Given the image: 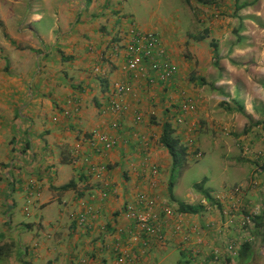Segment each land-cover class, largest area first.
<instances>
[{
  "label": "crops",
  "instance_id": "0c3cea01",
  "mask_svg": "<svg viewBox=\"0 0 264 264\" xmlns=\"http://www.w3.org/2000/svg\"><path fill=\"white\" fill-rule=\"evenodd\" d=\"M146 1L6 0L7 9L0 8V238L12 232L9 210L17 195L30 217L15 228L23 231L15 242L26 264H117L120 251L147 264L167 247L200 264L214 250L215 263L239 264L226 245L238 250L244 241L251 249L243 264H264V135L250 130L241 155L224 158L238 170L233 179L248 167L249 174L232 183L239 192L225 185L209 190L217 212L210 206L204 216L176 212L170 196L188 203L192 194L182 199L174 192L176 178L169 189L171 158L159 143L164 122L188 144V157L192 149L203 155L200 134L207 126L215 146L221 129L237 131L242 119L263 129L264 31L257 13L238 8L240 0H197L211 3L201 33L187 21L196 14L194 0H182L186 16L157 12L162 0H156L151 18L139 20ZM134 30L159 36L177 67L170 82L126 69L125 44ZM117 83L124 94H116ZM116 99L124 111L111 110ZM183 100L194 110L180 113ZM94 132L114 137L116 145L93 149ZM140 195L154 201L164 234L146 254L142 241L154 239H143L124 213ZM256 220L263 225L254 227Z\"/></svg>",
  "mask_w": 264,
  "mask_h": 264
},
{
  "label": "rangeland",
  "instance_id": "374dc122",
  "mask_svg": "<svg viewBox=\"0 0 264 264\" xmlns=\"http://www.w3.org/2000/svg\"><path fill=\"white\" fill-rule=\"evenodd\" d=\"M5 1L6 0H0V8L2 10L7 9V5ZM139 1L141 2L142 0ZM155 1L156 0H147L146 5H141L138 7L140 8L138 15L139 20H143L142 16L145 17V20L151 18V14H153L152 10H155V7L153 6V3ZM250 2H252V0H240L239 5H242L243 3H249V4L239 8H243L244 10H253V12L256 11L257 13L256 18L258 20L257 23L259 26L261 25L262 27V28L260 27V30L264 31V0H257L254 1L253 3ZM210 5L211 3L209 2L205 3L197 0L196 1L194 0L193 2L194 12H196V14L195 16H192V18L187 17V21L191 19L193 22H195L194 28H197L196 31L198 32L200 31L202 33L203 30L206 29L205 28L206 26L204 25L203 22V20H205L203 19V14L208 10L207 6ZM169 10H172L175 13H180L185 16L189 15V13L187 12V8L185 4H183L182 0H162V3L158 5L157 12H161L165 14V16H168ZM243 20H244L243 22L245 23L246 19ZM1 26H5V22L0 19V27ZM235 127L237 128L240 127V128L237 131L235 128L233 131L232 130L229 131L227 129H221V132L219 133L220 136H216V139L219 142V146H215V144L212 143L211 140L209 139L212 134V129L210 126H207L206 129L201 131L200 134V140H201L200 148H202L203 155H201L200 158H194L190 156L183 169L181 170L179 168L175 169V177L176 179H178V181L174 185L173 191L180 194L182 199H185L186 193L191 191L190 193L192 194V198L190 197L189 199L188 197L190 201L188 203H192V204L199 203L204 205V210L200 212L201 215L199 216H204V214H206L208 210L210 211L212 209V214L214 212H217V210L213 208L215 207V204L206 201L204 197L201 195V193H199L193 188V184L200 183V185L203 188L210 191L220 190L222 189L223 185L231 186V189L233 190L235 186L238 184H232V183L238 181L240 177H242V179L245 178L249 174V167L247 166L248 168L244 170V172L240 171L238 173L240 176L239 178L237 177L236 179H233L235 177V173L238 170L236 171V169H234L231 165L225 162L224 158H226L227 156L231 157L233 155L236 156L238 155L239 157L241 153L244 151L243 142H245L247 139L246 137L247 132L251 130L250 134H252L253 136L262 137V135H264V129L258 127V124H256L253 119H247V118L242 119V122L240 124L237 121ZM243 128H245L244 131ZM241 135L243 136V140H241L240 138ZM222 137H224V140L220 139ZM226 138H228L230 141H225ZM231 147H234L235 150L234 151L231 150V153H229L228 148ZM102 193L103 192H101V194ZM12 198L14 199V201H16L15 207L9 210L13 222L10 228L12 229V232L10 233L8 231H5V233H3L0 238L1 239L0 264H26L27 261L25 262L20 261L21 258L23 257H20V254H18V252L16 251L18 242H15L16 240H19L23 231L22 229L15 230V228L17 227L18 223H25L30 219V217L23 212L24 203L21 201V199H19L17 195H14V197ZM188 199L186 201H188ZM178 231L181 230L179 229ZM180 233L183 234V232ZM130 238L131 240H137L138 235H132ZM148 246H146L142 250L141 254H146L148 252L146 251ZM120 253H122V251L116 253V256H118ZM155 254L156 256L155 257L151 256L147 264H200L197 263L196 259L192 261L191 259L186 258V256L183 255L179 250L172 247H167L166 251H163L160 255L158 253ZM141 256L144 258L145 255H141ZM139 263L140 261L137 260V264Z\"/></svg>",
  "mask_w": 264,
  "mask_h": 264
},
{
  "label": "built area",
  "instance_id": "2783aa9c",
  "mask_svg": "<svg viewBox=\"0 0 264 264\" xmlns=\"http://www.w3.org/2000/svg\"><path fill=\"white\" fill-rule=\"evenodd\" d=\"M125 65L130 73H134L137 76H147L149 73H152L150 75L151 80H153L151 76H154L157 80L164 83L170 82L177 75V67L167 58L166 50L160 43L159 36L149 30H134L131 32L130 39L125 44ZM114 88L116 94L119 95L124 94L127 90L120 83L115 84ZM111 110L114 112H122L125 110V106L120 100H112ZM179 110L180 113L185 114L194 110V105L190 101L183 100L179 105ZM178 121H180L179 118ZM112 126L117 127L118 124L113 123ZM88 141L93 149L99 150V152L109 150L116 145V139L114 137L102 132L92 133ZM190 152L194 158H200L202 155L200 151H196L195 149H192ZM262 152L264 154V136L262 137ZM156 172L155 169L152 170L153 174H156ZM93 175L99 178L101 176V170H95ZM231 191L232 193L239 192L240 188L235 187ZM102 192L103 196L107 195L106 191ZM124 213L146 235V239H154L149 241L145 240L144 245L148 246L150 241H156L157 243L163 241L164 234L159 229L161 223L159 222V213L154 209V201L140 195L135 204L125 205ZM170 214V211L165 210V216ZM244 222L250 225L252 223L251 215L245 216ZM226 248L229 253H237L234 243H228ZM209 257L202 264H215L219 258V252L213 251ZM116 261L117 264H137V261L131 259L128 254H124L123 252L116 257Z\"/></svg>",
  "mask_w": 264,
  "mask_h": 264
},
{
  "label": "trees",
  "instance_id": "16d2710c",
  "mask_svg": "<svg viewBox=\"0 0 264 264\" xmlns=\"http://www.w3.org/2000/svg\"><path fill=\"white\" fill-rule=\"evenodd\" d=\"M184 1L188 2V0H184ZM254 1H257V0H252V2H250V3H253ZM247 4H249V3H243L242 5H238L237 7L239 8V7L245 6ZM263 129H264V126H263ZM159 143L168 151L170 158H171V168H170V178H169V189L171 190V188L175 182V178H176L175 177V169L179 168L181 170L185 167V165L187 163V160L189 158L188 157V147L189 146H188V144L186 145V144L182 143L174 135V130H173V128L169 122L163 123L162 133H161L160 138H159ZM195 150L199 151L197 149H195ZM193 188L196 191H198L199 193H201V195L204 197V199L206 201L211 202L212 204H215V205L218 204L216 199L211 195L210 191L203 188L200 185V183L193 184ZM170 197H171V201L176 203V212L177 213H180V214L184 213V214H192L193 215V214H199L201 211L204 210V205H202V204L186 203L184 201L177 200V199L173 198L172 196H170ZM159 216H160V213H159ZM260 219H261V217H258V220H260ZM258 220H256L257 223H256V225H254V227L256 226V228L261 227V225H260L261 222H258ZM254 222H255V219H254ZM262 222H263V220H262ZM143 239H146V235L143 237ZM160 242H162V241H160ZM142 245L144 247H146V245H144V241H142ZM237 246H239L237 253L234 254V256L232 255V257H236V259L238 260V263L243 264L246 262V260L249 256L251 245H249L248 241H244V242H241V244L238 243ZM209 258L210 257L207 256L205 261H207Z\"/></svg>",
  "mask_w": 264,
  "mask_h": 264
}]
</instances>
